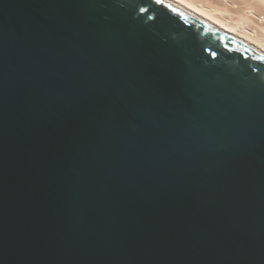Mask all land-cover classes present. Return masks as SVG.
<instances>
[{
    "label": "water",
    "instance_id": "1",
    "mask_svg": "<svg viewBox=\"0 0 264 264\" xmlns=\"http://www.w3.org/2000/svg\"><path fill=\"white\" fill-rule=\"evenodd\" d=\"M0 264H264V50L168 0H0Z\"/></svg>",
    "mask_w": 264,
    "mask_h": 264
},
{
    "label": "bare ground",
    "instance_id": "2",
    "mask_svg": "<svg viewBox=\"0 0 264 264\" xmlns=\"http://www.w3.org/2000/svg\"><path fill=\"white\" fill-rule=\"evenodd\" d=\"M244 43L264 50V0H168Z\"/></svg>",
    "mask_w": 264,
    "mask_h": 264
}]
</instances>
